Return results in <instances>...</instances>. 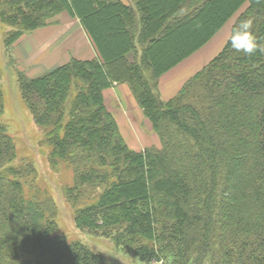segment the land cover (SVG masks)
<instances>
[{
	"label": "trees",
	"instance_id": "1",
	"mask_svg": "<svg viewBox=\"0 0 264 264\" xmlns=\"http://www.w3.org/2000/svg\"><path fill=\"white\" fill-rule=\"evenodd\" d=\"M245 4L231 33L251 19L264 47V0H0L8 52L63 11L94 47V57L34 77L16 72L41 131L36 152L79 230L147 263L264 264V51L237 52L228 38L174 96L159 90L160 77ZM121 83L157 144L134 150L125 141L104 94ZM4 104L0 84V116ZM38 170L0 121V264H109L59 232L54 186L41 185Z\"/></svg>",
	"mask_w": 264,
	"mask_h": 264
},
{
	"label": "rangeland",
	"instance_id": "2",
	"mask_svg": "<svg viewBox=\"0 0 264 264\" xmlns=\"http://www.w3.org/2000/svg\"><path fill=\"white\" fill-rule=\"evenodd\" d=\"M245 6L246 4L243 5L235 13V15H233L225 23V25H223V27L211 38V40L205 46L196 51L194 55H190V57H188L190 59L187 58V61L186 59L183 60L181 63H179L180 66L178 64V67L174 69L172 68V70H169L160 77V87L163 92L165 91V86L166 88H169V84H174L177 86L180 83V86L178 88L180 89L182 84L188 78H190L198 70H200L222 49L231 34L232 24L234 23L237 15L245 8ZM58 25L59 24L54 23L52 27H58ZM60 27L63 30V27ZM1 33L2 32L0 31V34ZM69 42L70 39H60V41L56 44L58 45L57 47H55L56 49L58 48V57H61L62 53H65L66 47L69 46L67 43ZM17 43L13 46V49L8 52L2 45V36L0 35V69L2 70L0 84L3 87L5 102L4 111L0 116V121L5 123L8 126L10 132L13 133L16 137V143L20 156H23L24 154L30 155V153L34 155L35 164L39 169L38 175L40 184L44 187H46V185L49 186V181L53 184L54 187L49 186V192L57 204V215L55 217V220L58 222L59 232H61V234L66 236L68 239H77L82 241L93 251L101 254L104 257L105 261H107L109 264H160L139 261V259L133 256L132 253L125 252L117 248L110 239L102 236L92 235L85 230H79L75 226L73 221L74 211L71 206L64 200L62 194L63 190L61 191L60 187L57 185L55 175L53 176L52 172H48L45 169L44 164L46 163L36 152L37 148H35V144L41 136V131L34 124L32 116L20 96V91L16 82L17 69L24 71V69L27 68L32 69L33 72H35L41 66L40 64L46 66L44 63H41V61L44 57L47 56L48 51H50L52 48H47L37 52V48L32 49L30 45L27 48H20ZM6 54L11 56L12 64H10L11 62H8L9 57ZM169 77H171L170 83L164 85ZM178 89L176 91H174L175 89L172 90V92L166 94V98L164 96H162V98L164 97L163 99L166 100L174 96L177 93ZM129 94L130 97L135 100L131 91H129ZM111 96L113 95H106V100L108 105L112 109V107L114 108L117 105L112 102ZM141 116L142 117L140 120H136V117L133 115L132 120L136 123L135 126L140 124L143 126V128L144 125L150 128L148 119L143 116V114H141ZM130 128L131 126H129V129ZM62 167L63 171H60L61 173L59 181L66 184L71 179V173L70 171L65 172L63 165Z\"/></svg>",
	"mask_w": 264,
	"mask_h": 264
},
{
	"label": "crops",
	"instance_id": "3",
	"mask_svg": "<svg viewBox=\"0 0 264 264\" xmlns=\"http://www.w3.org/2000/svg\"><path fill=\"white\" fill-rule=\"evenodd\" d=\"M51 21L52 22L46 26L40 27L31 33L24 34L17 43L20 48H27L29 45L32 47V49L37 48V52L47 48H52L50 51H48L47 56L41 61V63H44L46 66L40 64L41 66L35 72H33L32 69H24L26 75L28 76H37L48 69L68 61L71 57L89 59L95 56L94 47L77 17H72L67 12L63 11L59 13L58 16L56 15L54 18H52ZM54 23L59 24L58 27H52ZM60 26L63 27V30ZM60 39H70V42L67 43L69 46L66 47L65 53H62V56L58 57V48L56 49L55 47L58 46L56 44L60 41ZM188 59L186 58V61ZM176 67H178V65L174 68ZM160 81V93L161 96H164L165 98L167 96L166 94L172 92L174 89V91H176L180 86L179 81V85L177 86L174 84H169V88H166L165 86V91L163 92L160 87ZM170 81L171 77L168 78L164 85H167L170 83ZM129 91L130 89L128 85L121 83L115 84L105 89L104 94L105 98L106 95H113L111 96V100L117 106L114 108L112 107V110L120 132L129 147L134 150H142L145 147L157 144L158 138H156V134L150 131L148 126L144 125V128L140 124L135 126L136 123L132 120L133 115L136 117V120H140L142 117V111L139 108L136 100H133V98L130 97ZM129 126H131L132 129H129Z\"/></svg>",
	"mask_w": 264,
	"mask_h": 264
},
{
	"label": "clouds",
	"instance_id": "4",
	"mask_svg": "<svg viewBox=\"0 0 264 264\" xmlns=\"http://www.w3.org/2000/svg\"><path fill=\"white\" fill-rule=\"evenodd\" d=\"M252 25L251 19H245L232 30L229 43L235 51L248 55L264 51V47L260 45L252 31Z\"/></svg>",
	"mask_w": 264,
	"mask_h": 264
}]
</instances>
